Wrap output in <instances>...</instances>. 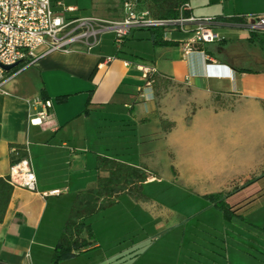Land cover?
<instances>
[{
	"label": "crops",
	"instance_id": "obj_1",
	"mask_svg": "<svg viewBox=\"0 0 264 264\" xmlns=\"http://www.w3.org/2000/svg\"><path fill=\"white\" fill-rule=\"evenodd\" d=\"M78 1L50 0L55 12L61 11L58 3L74 8L66 16L75 18L116 20L123 15L121 5L109 12L110 2L90 0L86 11L78 10ZM187 3L193 17L220 21L213 28L220 41L194 45L185 54V33L171 31L164 38L162 33L166 44L155 45L151 31L134 30L119 46L112 33H105L91 51L52 53L5 84L0 92V178L10 174V145H22L35 190L13 187L0 223V264H77L78 258L102 249L104 241L116 244L124 237L114 234V228L123 229L126 221L128 231L138 233L158 222L169 231L180 230L173 264H264V224L245 218L264 201V70L259 60L240 56L252 49L249 32L230 24L237 17L264 16V0ZM238 30L247 37L231 34ZM139 66L154 68L164 80L158 96L143 87ZM64 96V102H56ZM217 96L231 109H219ZM34 99L51 102L49 120L41 126L29 122L39 111L29 104ZM189 106L195 109L190 112ZM162 119L174 123L167 133L161 131ZM160 148L173 152L176 183L205 200L204 209L189 216L177 214L153 196L151 187L160 185L161 177L153 169L152 156ZM98 156L144 165L158 178L150 177L143 185L147 201L121 194L111 208L85 221L95 240L92 247L53 262L75 195L95 185ZM181 164L198 178L180 176ZM217 193H230L224 199L230 219L207 198ZM136 236L107 262L133 252L134 261L140 260L136 250L142 240ZM153 244L158 249L159 240ZM162 248L163 254H170L167 246ZM154 249L152 255L159 258Z\"/></svg>",
	"mask_w": 264,
	"mask_h": 264
},
{
	"label": "built area",
	"instance_id": "obj_2",
	"mask_svg": "<svg viewBox=\"0 0 264 264\" xmlns=\"http://www.w3.org/2000/svg\"><path fill=\"white\" fill-rule=\"evenodd\" d=\"M57 5L61 7L60 12L53 10L50 0H0V92L5 84L34 67L43 57L52 53L89 52L100 43V37L105 33L113 34L116 46L134 30L160 29L163 38L171 31L191 34L185 45V54L191 53L194 45L220 41L213 30L221 24L220 21L193 17L189 14L188 3L178 8L177 17L156 19L148 11L139 9L137 0H123V15L116 20L66 16L75 9L63 7L60 3ZM230 24L249 33H264V16L237 17ZM5 67L11 69L5 70ZM137 68L142 75L143 87L151 89L152 78L158 75L156 70L147 66ZM29 104L32 108H39L29 119L31 125L41 126L49 120L50 101L34 99ZM10 155H17L14 148H11ZM8 181L13 187L35 190V177L28 157L11 164Z\"/></svg>",
	"mask_w": 264,
	"mask_h": 264
},
{
	"label": "trees",
	"instance_id": "obj_3",
	"mask_svg": "<svg viewBox=\"0 0 264 264\" xmlns=\"http://www.w3.org/2000/svg\"><path fill=\"white\" fill-rule=\"evenodd\" d=\"M94 1V0H91ZM108 2L117 1L121 5L123 0H103ZM139 9L146 10L156 19L175 18L178 15V8L187 3L188 0H137ZM235 21V20H230ZM153 33L155 45H165L162 39V30H149ZM247 42L254 45L260 54L259 66L264 70V34L249 33ZM262 56V57H261ZM258 64V63H257ZM257 66V65H256ZM253 72L251 70H242ZM153 93L159 95V87L164 83L158 75L153 78ZM66 96L58 97L56 102H64ZM219 109L228 108L220 103L219 97H215ZM174 127V123L167 120H160V128L163 133L169 132ZM16 150L17 155H10V162L14 164L18 159L28 157L26 148L22 145H10ZM95 170L97 177L94 187L77 193L73 199L62 233L54 250L52 260L58 262L87 250L95 244L89 225L85 221L101 211L111 208L115 199L121 194H128L136 202H145L147 197L143 193V185L150 178H158L156 171L149 170L146 166L134 167L117 160L98 156L96 158ZM104 174V175H102ZM175 175V171H174ZM13 186L8 178H0V223L3 221L11 195ZM230 193H217L207 196L215 208L219 209L226 219H230L229 207L224 203V199ZM264 231V228H262Z\"/></svg>",
	"mask_w": 264,
	"mask_h": 264
},
{
	"label": "rangeland",
	"instance_id": "obj_4",
	"mask_svg": "<svg viewBox=\"0 0 264 264\" xmlns=\"http://www.w3.org/2000/svg\"><path fill=\"white\" fill-rule=\"evenodd\" d=\"M74 4V3H73ZM76 5V4H75ZM78 10H89L91 3L90 0H79L78 5H76ZM118 7L117 1L110 2L109 7L106 8L107 11L113 12ZM231 34H235V36L241 35L244 37H247L246 33L244 31H234ZM264 34V33H262ZM191 34H185L184 39L185 41H189L191 39ZM239 37V36H238ZM214 46L210 45L209 48H212ZM229 52V51H228ZM258 50L256 46L252 45V49L249 50L247 53L243 52L240 54L241 57H252L255 60L260 61V57L258 56L259 53H257ZM161 92V91H160ZM190 112H192L195 107L189 106ZM175 155L173 152L164 150L162 148L157 149V151L152 156V162H153V169L156 170L160 175L159 184H155L151 187V191L153 192V196L156 198V200L160 203L166 204L173 212L175 213H181L185 216H189L190 214H193L194 212H198L202 209H204V206L206 203L205 200H200L193 195V192L187 189L182 188L179 184L176 183L175 177H174V169L178 172V168L174 162ZM180 171L182 172V177L185 179H190L192 177L198 178V174H196L194 171L189 170L188 167H183V164L180 165ZM261 172V171H260ZM246 184V183H245ZM239 185V182H236L235 185L231 186L232 191L236 190V186ZM125 216V215H123ZM245 218L247 221L253 222V224H264V201L260 202L259 204H255L254 207H252L249 212L245 215ZM145 220L142 219L143 226L146 225L144 222ZM127 222V221H126ZM126 222L121 225L123 226L119 229L115 226L117 229L114 228L116 232L114 234L118 233V236L120 237V240L113 243L112 240H107L105 243L104 241V247L102 249H98V251H94L89 253L88 257L84 258H78L76 260L77 264H173L176 262V254L178 252V246H179V239H180V230H171L169 231L165 226H161V222H158L156 226L152 228L149 227V229H143V231H128L131 229L130 225ZM127 226V227H126ZM152 230L155 231L153 234L147 235V231ZM127 232V233H126ZM130 232V233H129ZM158 232V233H156ZM162 233V234H161ZM113 234V235H114ZM127 234V235H125ZM137 234V236L142 240L141 248L136 250V252H140L142 254V257L138 261H134L133 255L134 252L131 255H126L122 257L120 260H113L110 259L109 262H107L108 258H110L111 254L114 252L119 251L121 246H124V244H128V241L133 238V236ZM160 234V235H159ZM136 236V237H137ZM166 236V237H165ZM165 237V238H164ZM103 240H106L107 237H101ZM105 238V239H104ZM164 238V239H162ZM155 240H159L158 249L152 248V244L155 242ZM110 241L112 243H110ZM154 245V244H153ZM161 246V247H160ZM167 246L168 249H170V254L165 255L163 254L162 247ZM153 249L156 251L155 253L159 256V258H155L152 255ZM103 254H105L106 258H102ZM173 257V258H171ZM107 259V260H106ZM156 260V261H155ZM175 260V261H173Z\"/></svg>",
	"mask_w": 264,
	"mask_h": 264
},
{
	"label": "water",
	"instance_id": "obj_5",
	"mask_svg": "<svg viewBox=\"0 0 264 264\" xmlns=\"http://www.w3.org/2000/svg\"><path fill=\"white\" fill-rule=\"evenodd\" d=\"M4 69H5V70H10V69H11V67H5Z\"/></svg>",
	"mask_w": 264,
	"mask_h": 264
}]
</instances>
